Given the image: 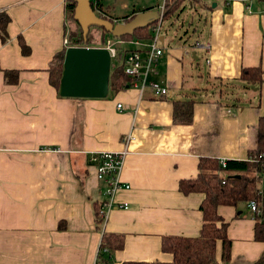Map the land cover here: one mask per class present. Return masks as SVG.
Segmentation results:
<instances>
[{"label":"crops","instance_id":"crops-1","mask_svg":"<svg viewBox=\"0 0 264 264\" xmlns=\"http://www.w3.org/2000/svg\"><path fill=\"white\" fill-rule=\"evenodd\" d=\"M148 1L130 12L128 3L118 1L121 18L109 13V0L91 8L96 16L123 23L144 11L158 14L161 0ZM205 1L209 6L199 9ZM66 2L0 0V11L9 16L7 37L0 40V264H96L102 232L122 235V246L106 255L111 264L168 262L172 256L161 250L162 238L194 237L201 225L203 195L181 193L179 180L196 176L199 159L245 160L258 145L264 0H181L173 13L176 32L186 26L193 31L176 42L172 29L160 31L164 52L148 77L167 89L160 99L148 87L130 85L108 88L104 98L59 96L48 73L55 55L68 46L102 47L107 39L115 44L99 28L100 44L71 45L78 24ZM197 10L202 13L194 23ZM149 39L128 36L123 40H133L134 47H114L144 51ZM142 40L148 44L140 45ZM205 43L207 52L200 46ZM255 66L262 71L260 83L239 78L242 67ZM10 70L15 79L6 83L3 72ZM181 100L192 102L186 123L173 119V102ZM94 151L125 152L119 179L128 188H118L113 201L126 208L102 215L104 185L87 163ZM217 212L230 240L227 261L220 260L217 243V264L255 262L264 242L253 239L247 206H220Z\"/></svg>","mask_w":264,"mask_h":264},{"label":"trees","instance_id":"trees-1","mask_svg":"<svg viewBox=\"0 0 264 264\" xmlns=\"http://www.w3.org/2000/svg\"><path fill=\"white\" fill-rule=\"evenodd\" d=\"M181 0H164V10L162 21H166L180 7ZM199 6L207 8L199 2ZM74 3L67 0L65 9L70 19H72ZM194 11V10H191ZM196 12V11H195ZM9 22V16L0 11V40L6 39L5 27ZM154 24V23H153ZM149 26L135 29L130 35L121 37H135L139 39H149L151 37V28ZM188 26L181 32V36L192 33L193 29ZM78 35H71V45H85L86 37L83 38L80 28ZM20 52L26 54L28 48L23 40L17 39ZM63 51L55 55L49 63L48 73L49 82L58 89V82L62 69ZM239 78L249 84H258L262 78V71L259 67H242L239 72ZM15 79L14 71H4L3 80L6 83L13 82ZM129 85V78L121 71V66L111 62L108 76V88L117 90ZM191 100H181L173 102V119L178 122L186 123L190 120ZM258 127V145L254 150L248 152L245 160H226L225 166L221 167L215 160L199 159L197 162L198 172L194 178L181 179L178 182L177 189L188 194L198 192L203 195L199 204L201 211V225L198 234L194 237L166 236L162 238L161 250L171 253V260L161 261H127L121 264H217L216 245L220 244V260L229 259L230 240L226 236L227 222L218 214L217 209L220 206L246 205L248 201L253 200L258 206L260 213H251L248 210L250 218L253 220V239L264 242V176L261 172L264 169V121L259 119ZM207 162L208 166L204 167ZM259 184H261L259 186ZM240 214H237V217ZM122 246V235L104 233L101 234L96 264H111L106 255L112 250L119 249ZM264 262V250L259 258L251 264H261Z\"/></svg>","mask_w":264,"mask_h":264},{"label":"water","instance_id":"water-1","mask_svg":"<svg viewBox=\"0 0 264 264\" xmlns=\"http://www.w3.org/2000/svg\"><path fill=\"white\" fill-rule=\"evenodd\" d=\"M72 19L78 24L85 38L90 27L101 28L112 37L130 35L135 29L143 28L158 19L155 12L135 14L128 21L113 23L96 16L89 0H72ZM110 58L103 47L68 46L64 49L62 69L58 82L61 97L104 98L108 92Z\"/></svg>","mask_w":264,"mask_h":264},{"label":"built area","instance_id":"built-area-1","mask_svg":"<svg viewBox=\"0 0 264 264\" xmlns=\"http://www.w3.org/2000/svg\"><path fill=\"white\" fill-rule=\"evenodd\" d=\"M97 1L98 0H89L90 6L98 10ZM157 10L158 19L151 28L149 44L144 51L137 49L126 52L118 51L109 39L102 43V47L107 50L110 63L114 62L121 66V71L129 78L130 86L139 89L148 87L153 98L160 99L167 95V89L157 82L149 80L148 77L150 74L154 73L156 61L164 52V48L158 41L160 27L163 22L162 13L164 10V0H161V3L157 6ZM198 44V42L194 43V45ZM200 46L205 52L208 51L207 43L200 44ZM116 107L120 109L121 106L117 104ZM129 139L130 136L128 135L127 140ZM124 155V151H94L88 155L87 163L93 168L95 179L102 182L104 185V198L98 203L99 207L102 209V215H104L105 211L113 207L126 208L127 206L125 203L115 204L113 201V195L118 188H128V185L121 183L119 179ZM219 164L221 167H224L225 161L220 160ZM246 206L251 213H260L258 206L253 200L248 201Z\"/></svg>","mask_w":264,"mask_h":264},{"label":"rangeland","instance_id":"rangeland-1","mask_svg":"<svg viewBox=\"0 0 264 264\" xmlns=\"http://www.w3.org/2000/svg\"><path fill=\"white\" fill-rule=\"evenodd\" d=\"M107 1V0H106ZM110 1V7L108 8V10L110 11L109 13L111 15H114L118 18H121L123 17L124 15V11L121 10L119 7H117L116 5L118 4V1L120 0H109ZM126 3H128V8H129V12L130 10L132 9V7H144V6H147L149 5L151 2L148 1V0H124ZM210 4V2H208ZM116 4V5H115ZM111 5L114 6V8L112 9L111 8ZM199 9H202V7H198ZM127 12V13H129ZM198 13H194V16H195V22H197V16L198 14L201 15L202 12L198 11ZM179 21V20H176L175 16H171L169 18V20L167 19L166 21H163L162 22V25L160 27V31H162V28H165L166 30H171L172 29V32H170L171 35H175V38L172 37V41H175L176 40H179L178 36L181 37V33H178V31L176 32V30L178 29V26L176 25V22ZM168 26H170L171 28H169ZM198 26L200 28L201 24H200V21L198 22ZM192 28H195V24L193 25ZM189 29V28H188ZM190 30V29H189ZM78 33H79V30H78V27H77V30H76ZM75 31V32H76ZM76 32V34L78 35V33ZM102 32L99 28L97 27H90L89 28V31L86 35V43L87 44H92V45H97V44H100L99 42V33ZM163 32V31H162ZM191 34V33H190ZM108 36V34H107ZM112 41L115 43L114 45L118 46L119 48L121 49H129L132 47L135 46L134 45V41L133 40H123V38H114L112 37ZM140 45H146L148 44V41L147 40H142V41H139ZM199 63H202L200 60L198 61ZM194 63H196V61H194ZM202 66V65H201ZM203 67V66H202ZM196 69V68H195Z\"/></svg>","mask_w":264,"mask_h":264}]
</instances>
